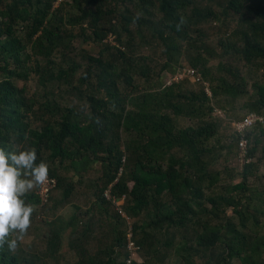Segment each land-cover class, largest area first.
Here are the masks:
<instances>
[{"label": "trees", "instance_id": "trees-1", "mask_svg": "<svg viewBox=\"0 0 264 264\" xmlns=\"http://www.w3.org/2000/svg\"><path fill=\"white\" fill-rule=\"evenodd\" d=\"M54 2L0 0V146L34 148L37 163H47L49 177L55 180L47 205H40L37 188L25 202L39 211L47 210L50 201L53 208L66 206L74 182L60 171L78 174L72 171L75 162L99 157L106 172L98 179L101 185L93 193V204L99 205V211L114 208L105 196L110 189L117 198L126 196L122 208L132 217L146 215L141 224H131L145 258L142 264L163 263L171 250L184 264H264V234L258 232L264 218V188L257 192L248 182L258 163L252 159L264 138V126L246 131L251 161L244 163L241 182H227L223 172L212 167L217 161L210 157L209 142L218 130L206 118L217 109L205 90L187 94L181 83H173L156 92L148 87L138 90L134 84V77L149 79L153 72L152 57L142 55L140 46L156 44L164 56L171 49L181 51V40L195 44L192 34L200 31L198 25L224 22L226 15L243 18L220 39L224 53L247 63L264 62V0H60L58 7ZM204 2L211 3L207 11L198 6ZM182 17L185 23L180 24ZM110 33L114 44L104 41ZM76 39L80 44L101 45V50L93 54L82 47L78 57L73 47ZM189 62L209 73L200 51ZM167 67L165 61L161 68ZM30 74L41 89L35 101L26 100L25 86L16 84L28 81ZM121 82L126 85L123 89ZM212 94L236 97L242 92L223 83L221 90L212 87ZM255 95L250 110L262 115L264 80L256 83ZM63 96L69 102L62 105ZM30 117L41 123L39 128H30ZM179 118L197 119L199 124L183 128ZM252 132H257V139L251 146ZM233 138L238 148L239 136ZM123 167L126 174L119 176ZM56 190L60 195L54 201ZM123 221L127 232L129 225ZM189 225L195 226L194 239L186 232ZM68 226L74 229L71 235L82 240L91 233L88 226L77 233L73 220ZM45 240V248L31 255L35 260L31 263L5 244L0 247V264H35L40 257L59 262L67 256L60 233ZM115 240V246L111 241L98 257L79 251L83 258L74 264H125L119 249L126 247V234ZM68 245L75 252L80 246Z\"/></svg>", "mask_w": 264, "mask_h": 264}, {"label": "rangeland", "instance_id": "rangeland-1", "mask_svg": "<svg viewBox=\"0 0 264 264\" xmlns=\"http://www.w3.org/2000/svg\"><path fill=\"white\" fill-rule=\"evenodd\" d=\"M59 2V0L54 2V7H58ZM64 2H66V0H64ZM69 3L71 4V1ZM198 6L203 11H207V9L210 8L211 3H199ZM242 18L243 15H226L224 16V22L208 21L202 23L201 25H198L200 31H193L192 36L197 39L193 46L187 44L183 39L180 41L181 51L179 50V47L175 50L171 49V52L166 56H164V50L156 44H151L149 42L143 44L140 46L139 51L142 55L152 57V59H149V62L153 72L150 73L149 79L134 77V84L138 87V90H144V88L148 87L149 91L160 92L164 87L170 86L173 83H181L180 85L182 86L183 91L187 94H197L201 90H205V92L211 97L210 105L217 109V112L206 118L207 122H214L217 125L218 130V134L209 142V147L212 149L210 157L215 158L217 161L212 167L221 170L223 172L222 178L227 182L233 183L242 181L241 174L244 169V164L239 158V150L234 143L233 137L237 134L235 133L236 130L234 128V123L248 113L254 112L250 110V105L253 104L257 98L255 95V85L264 80V62L257 60L254 63H247L233 54H225L224 48L219 42L220 39H225L227 34L236 27L238 21ZM110 34L104 41H106V43L114 44L115 36ZM138 42H140V39H138ZM73 47L76 48L78 57L81 54V51L78 49L82 47L93 54H98L101 50V45L95 43L80 44L77 39L74 41ZM198 51L202 53V58L206 61V68L209 73L207 72L204 74L199 68H197L202 74L201 82H192L187 78L183 81L176 82L175 74L177 71L183 67H192L189 62L190 56H196ZM54 59L57 61L59 58ZM165 61H168V67L163 69L161 67ZM36 80V76L30 74L28 81H16L19 88L23 85L25 86L23 96L26 100H38V96L35 99L34 96L37 95L38 92L41 93V89ZM223 83L233 84L242 92V95L234 97L232 95L220 94L219 97L214 98L212 87L221 90ZM120 84L121 89H123V86L126 87L122 82ZM129 89L131 90L132 87H129ZM63 97L65 100H59L62 105L65 102H69V99H67L66 96ZM73 103L77 104L75 101ZM35 106H37V104H35ZM262 115H264V108H262ZM30 121V128L32 129L39 128L41 125V123L34 120L33 117H30ZM177 121L179 126L183 128L197 126L199 124L197 119L179 118ZM250 138V144L252 146V141L257 139V132H252ZM124 139H126V135H124ZM263 147L264 138H262L261 142L258 144L255 155L252 159L253 162H258L257 166L248 177L249 184L253 189H256L257 192L262 191L264 188ZM44 155L45 157L48 156V152ZM123 162L126 163V158ZM56 166H58V164H56ZM72 171L78 174L66 172L64 170L60 171L62 175H67L69 178L71 177V180L74 182V190L68 204L63 207L53 208V201H50V207L47 210L42 211L37 210L38 207L34 206L35 211L31 216V227L28 229L24 238L18 241L16 250L20 252L22 258H29L30 263L31 261H35L34 257H31V255H35L37 250L41 251L44 249L46 246L45 239L50 238L55 233L61 234L63 241L62 251L66 250L67 253V256L64 257L63 260H60L59 262L57 261L58 264H74L79 259L83 258L79 251H85L86 255L91 257H98V254L102 252L101 250H108L111 241L113 247L116 244L115 239H119L121 234L125 236L127 233L125 230L127 225L125 226L126 223L124 224L123 220L130 222V227L131 224L135 225L136 222L141 224V220L144 221L146 218V215H143L140 219H136L129 214L128 210H124L125 213L127 212L126 215H129L128 217L126 216L129 219L128 221L126 217H123L122 215H120L122 216V219L115 217L117 216L114 212L117 211L116 208H111V210L107 211L105 206H101L106 209L104 211H99V205L93 204L96 199L93 193L101 185L98 179L106 172L105 163L101 158H82L80 161L74 163V169H72ZM126 171V167L121 168L119 175L122 174V176H124ZM233 177L234 179L232 180L231 178ZM52 195L54 201L59 200V191H54ZM229 214H232V211L229 212ZM72 220L77 233H81L85 229L84 227L88 226V230H90L91 233L87 240H82V237L79 239L77 235H71V232L74 229L68 225ZM188 227L189 228L186 232L189 230V238L194 239L196 233L193 228H195V226L189 225ZM259 227V235L264 234V218H260ZM13 238L15 237L11 236V239ZM70 243L76 247L80 244L77 252L69 249L68 244ZM119 250L122 254V258L120 257L119 259H121L120 261H123L126 257L125 254L127 253L126 247L125 249L121 247ZM108 256H102V259L107 258ZM37 260H40V262L37 261L35 264H57L52 258L40 257L37 258ZM144 260L145 258L140 251V260L138 263L142 264ZM196 263H198V261H196ZM147 264H184V261L179 254L174 250H171L169 257L163 263L156 261L151 262L150 260Z\"/></svg>", "mask_w": 264, "mask_h": 264}, {"label": "clouds", "instance_id": "clouds-1", "mask_svg": "<svg viewBox=\"0 0 264 264\" xmlns=\"http://www.w3.org/2000/svg\"><path fill=\"white\" fill-rule=\"evenodd\" d=\"M183 23L182 17L180 24ZM9 147L10 150L0 146V247L7 244L10 251H15L31 227L35 211L24 198L48 182L49 166L43 161L37 163L34 148L20 150L14 144ZM10 236L15 238L9 239Z\"/></svg>", "mask_w": 264, "mask_h": 264}, {"label": "built area", "instance_id": "built-area-1", "mask_svg": "<svg viewBox=\"0 0 264 264\" xmlns=\"http://www.w3.org/2000/svg\"><path fill=\"white\" fill-rule=\"evenodd\" d=\"M110 35H113V34H110ZM185 78L189 79L192 82L202 81V78H201V75L198 69L190 67V66L180 68L175 74L176 82L183 81ZM257 125H261V126L264 125V116L261 114L255 113V112L248 113L243 118H241L239 121L234 123V128L236 130L235 133H237V135L239 136V142H238L239 158L243 164L249 163L251 161L247 157L248 142L244 135L246 131H248L249 129ZM54 187H55V180L49 177L48 182L44 186L37 188L36 194L39 197L41 206H45L48 204L51 192L53 191ZM105 196L109 201H111L113 206H115L114 208H116L117 212L120 215H122L123 217L127 216L124 209L122 208L124 201L126 199V196L117 198L116 196L112 194L110 189L106 190ZM127 217L126 219L129 221ZM127 224L130 225V222H127ZM126 250H127V256L123 260L125 264H134L135 262H139L141 248L134 240L132 225L128 228L127 233H126Z\"/></svg>", "mask_w": 264, "mask_h": 264}, {"label": "crops", "instance_id": "crops-1", "mask_svg": "<svg viewBox=\"0 0 264 264\" xmlns=\"http://www.w3.org/2000/svg\"><path fill=\"white\" fill-rule=\"evenodd\" d=\"M69 250V249H68ZM63 251H65L66 252V250H63Z\"/></svg>", "mask_w": 264, "mask_h": 264}]
</instances>
